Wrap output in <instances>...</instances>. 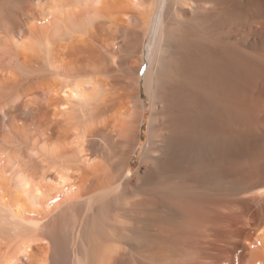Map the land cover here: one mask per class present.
<instances>
[{"label": "bare ground", "instance_id": "obj_1", "mask_svg": "<svg viewBox=\"0 0 264 264\" xmlns=\"http://www.w3.org/2000/svg\"><path fill=\"white\" fill-rule=\"evenodd\" d=\"M0 264H264V0H0Z\"/></svg>", "mask_w": 264, "mask_h": 264}, {"label": "rangeland", "instance_id": "obj_2", "mask_svg": "<svg viewBox=\"0 0 264 264\" xmlns=\"http://www.w3.org/2000/svg\"><path fill=\"white\" fill-rule=\"evenodd\" d=\"M146 103H147V102H146ZM147 127H148V117H147V119H146V122H145V124H144V128H143V134H144V137H145V135H146V133H147ZM144 137H143V139H142V144H141V146L139 147V149H138V151H137V153H136V155H135V157H134L135 167L139 164V162H140V160H141L142 151H143V146H144V144H145V142H146V138H144ZM135 167H133V169H135Z\"/></svg>", "mask_w": 264, "mask_h": 264}, {"label": "trees", "instance_id": "obj_3", "mask_svg": "<svg viewBox=\"0 0 264 264\" xmlns=\"http://www.w3.org/2000/svg\"><path fill=\"white\" fill-rule=\"evenodd\" d=\"M147 117V116H146Z\"/></svg>", "mask_w": 264, "mask_h": 264}]
</instances>
